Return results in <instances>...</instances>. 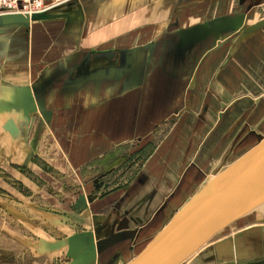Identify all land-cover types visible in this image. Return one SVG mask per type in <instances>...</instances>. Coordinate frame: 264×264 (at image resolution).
I'll list each match as a JSON object with an SVG mask.
<instances>
[{
	"label": "crops",
	"instance_id": "obj_1",
	"mask_svg": "<svg viewBox=\"0 0 264 264\" xmlns=\"http://www.w3.org/2000/svg\"><path fill=\"white\" fill-rule=\"evenodd\" d=\"M185 1L186 0H81L79 5L83 9L88 10L84 26L93 27L94 25L95 33L91 34L89 32L87 35L83 36L81 34L80 36L81 32L77 26L70 28L64 40L67 45H70L72 42V48L71 50H66L63 54L60 53V59L49 61L48 63L46 62V65L41 67L39 62L34 63L32 59V62L30 61L28 64H22L8 59V52L6 55L4 54V56L0 58V111H7L13 104L20 105L23 102L20 88H30L35 83L45 81L44 86L47 88H45L46 90H43L42 93L44 96L45 91L48 90V95L45 97V100L47 109L52 112V119L50 123H47L39 112L31 116V122H27L22 117L21 111H16V113L5 112L6 114L0 115V170L5 172L8 171L7 173H9V170L12 169L15 175H17L16 177H20L22 182L27 186H36L38 184L50 187V191L38 192L34 190V193L39 194L43 200L48 202L53 201L55 198L53 196L56 193L64 195L74 194L72 190L76 191V195L82 193V195L89 196L91 193H87V189L88 187L91 188V185L87 184L89 182L88 178L93 174H96L97 178L103 170L114 166L121 158V148L128 146L127 143H129L130 138L135 137L127 130L120 128L121 119L123 117L126 116V124H129L135 118V111L132 112L133 114L126 115V106L137 104V100L140 97H142V105H146L147 99L152 97V93L150 92L147 95V90L150 86L148 83H145V86L143 85L135 89L132 88V90L129 89L128 92L123 93V90L126 89L123 84L126 83L125 81L129 80L131 73H129V76L126 78L119 80L111 77L112 79L108 80V82H105V79L99 76L100 78L97 77L98 79L87 85L85 84L83 87L79 88L78 91L71 93L72 89L68 83L69 74L84 61L87 53L114 52L123 49L131 50L149 45L136 44L122 49L112 48L103 50L97 47V43L92 44L94 43L92 39H97V41H109L127 36L129 34L128 32L132 30L134 26L136 27L137 24H153L154 15H162V10L165 9L167 5L171 4L172 9L179 10L183 9L184 6L182 7L180 4ZM197 1L202 2L208 0ZM147 9L149 11L151 9L150 13L147 12ZM152 9L158 11V13H154ZM74 10H76V7H74ZM178 15L179 14H176L175 16ZM182 21H184L182 18L178 19L177 22L171 23L169 21H157L156 23H162L165 24V26L159 31L160 35L158 33L154 37L151 36L148 41L154 43L158 35L162 36V38L164 36L168 37L170 34V25L174 23L178 24ZM65 23L64 20L39 22L33 24L31 28H33V30L39 29L40 34L38 39H40L44 34L46 35L50 31L49 29L48 31H44L47 27L45 26L46 24L51 26L59 25L60 28L64 29ZM100 25L110 27L108 29H101L102 26ZM98 29H100V31H98ZM164 30H166L167 33H164ZM169 37L171 38V36ZM35 39L36 34L34 33L31 38L32 47L36 44ZM131 39L134 40L137 39V37L132 36ZM221 41H223V39ZM234 43L227 47L216 49L218 42L215 38H211L209 39V43L205 44L200 51H196L198 52V61L202 63H199V68L196 67L190 74L192 77L194 71L198 69L196 81L192 89L189 90L188 87L186 92L190 100L189 104L192 102L194 104L196 103L198 106L204 104L209 105L210 108L212 102H216L219 108L216 109L215 113L220 111V106H224L226 111H229L228 113L230 114L235 113V109L239 107L240 110L244 109V112L241 113L239 118L244 113L246 114L250 111V109L246 111L245 107L247 105H245V103L255 95H252L249 90L264 88V29L243 42L238 47L229 64L218 73V70L231 52ZM17 51H19V49L16 50V52ZM34 51L35 50L28 51V53H30L31 58L35 59L34 56L36 54ZM209 51L210 53H208ZM18 54L22 56L26 55V52L20 50ZM40 55L45 57L43 53ZM188 61L193 63L189 59ZM137 62L138 56H136V68H133V72L138 69ZM168 72L172 73L170 70H168ZM152 89L151 86V90ZM209 89L211 90L210 93H208ZM204 93L206 99L201 101L200 99L203 97ZM166 99L169 101L170 97L166 96ZM233 106H235V108ZM208 117L209 115L207 114V119ZM36 121H38V125L31 130V126H33V123ZM9 122H13L14 125L12 124V127L16 130V133L13 132L12 128L9 126ZM39 125H41L40 128L38 127ZM6 126L9 131L5 129ZM10 132L16 136H11ZM192 136L191 134L190 137ZM30 137L31 140L29 139ZM180 138L182 139L183 136L180 135ZM28 140H30L31 143H28ZM167 141H165V144ZM165 148L163 144L158 148L155 154L152 155V159H149L143 167L137 168L136 175L131 184L132 186H130V188L133 187L135 191L132 192L131 197H129L127 201H123V197L125 196L123 190L119 191L120 193L116 198H108L109 200L113 199L115 202L117 201V203L121 205L119 208L121 214L124 209L122 205L127 203H129V205L131 203L132 205L133 199L136 201L137 198H141L144 189L145 192H151V195L145 198L143 204L146 202H153L155 196L154 200H156V198H162V203L157 210L154 211L153 216L158 212L164 202H166L170 196H168L167 192L171 185L170 183H172L168 177L171 176L173 172H176L175 168L176 165H178V161H176V163L174 158H170V156L172 157L174 154L168 155L169 150L165 151ZM184 152L186 154L188 149L186 148ZM29 154H31V156ZM172 160L173 162L170 163ZM180 167L184 168V165L177 166V169ZM183 168L180 169L179 172H181ZM16 169L28 170L32 172V176L35 175L42 181L33 179L34 183L28 180L27 182ZM0 178H2V176H0ZM66 181L67 184L73 186L74 189L71 190L69 187L66 188ZM0 183L7 185L2 179H0ZM82 188H85V193L82 192ZM139 193L141 195H139ZM78 198L79 196L77 200ZM141 203L142 202H139L138 207L142 205ZM99 209L101 208H95L94 213L99 211ZM90 210L89 208L88 211H84L80 213V215H90L88 222L93 228L91 221L93 213H91ZM132 216L138 217L136 215ZM152 217L149 220L143 219L142 223L149 222ZM161 226L159 227L157 224H153L139 237L142 238L152 231H158ZM87 227L88 230H91V227ZM244 233L245 231L239 235L236 233L237 235L234 237H232L233 235H228L212 243L210 246L212 248L208 252L201 253L186 264H222L225 261L230 262V257L224 255L221 250L224 249V245L228 247L232 245L233 248L235 247L234 249L232 248V253L233 250L236 249L251 251L254 250L253 248H256L257 250H264V241L255 240L254 234L248 233L242 236ZM130 244L129 242L120 244L113 252L130 251ZM113 254H111L110 257ZM110 257L108 256L106 259L108 260ZM263 257L264 255L253 259L247 258L244 261L238 260L237 258L236 260L237 262L247 263L260 260Z\"/></svg>",
	"mask_w": 264,
	"mask_h": 264
},
{
	"label": "rangeland",
	"instance_id": "obj_2",
	"mask_svg": "<svg viewBox=\"0 0 264 264\" xmlns=\"http://www.w3.org/2000/svg\"><path fill=\"white\" fill-rule=\"evenodd\" d=\"M241 3L240 0H208L202 2L197 0H186L185 2L180 4V6L182 7L184 6L183 9H179V10L172 9L171 4H169L166 6L165 9L162 10L163 12L162 15L161 14L154 15L153 24H146V25L137 24L136 27L134 26L132 30L128 32L129 34L127 36L119 37L117 39H113L109 41L106 40L97 41V39H92V42H94L92 44L97 43L96 44L98 45L97 47L102 48L103 50H107L112 48H120V49L124 47L127 48L131 45H136V44L147 45L151 43L152 44L160 43L157 51H155L152 55V61L149 62L147 66L144 67L142 75L144 77L143 79L145 80V83H150V81L152 82L156 78L161 79V76L163 75L164 84L158 87L159 88L158 92L154 95H153V89L151 90V86H152L151 83L148 84L150 86L147 90V95L151 92L152 96H159V98L160 96H164V97L169 96L170 99L168 102H173V104L179 103V109L181 110V113H183L184 111L186 112L187 108L193 110L191 111L193 112L192 114L193 117L191 118L194 119V117L197 118V116L202 113L204 104L200 106H198L196 103L195 104L193 103L192 105H188L190 103V100L189 97H187L186 92L190 84L189 77L193 69L192 67L193 64H190V62L187 61L184 65H182L181 62H178L174 66H170V65L168 66V63L163 60V57L169 51V44L171 42L170 39L176 37L175 34L178 29L179 30L188 29L198 24H203L208 21L210 22L212 20L224 16H236V15L246 14L248 25L255 24L264 18V0H251V2H249V0H244V2ZM249 6L252 7V10L248 13L247 9ZM150 11L147 9L148 13H150ZM153 12L158 13V11L156 10H153ZM176 14L179 15L175 16ZM181 18L184 19V21L178 24L174 23L170 25L169 36H171V38L169 36L168 37L164 36L163 38L162 36H159L160 35L159 31L161 30L162 27L165 26V24L156 23L157 21L162 20V21H169L171 23V22H177V20ZM45 26L47 27L44 29V31L45 30L48 31V29L50 31L46 35L44 34L43 37L40 39H38L40 34L39 29L38 30L34 29L35 30L34 31L33 28H31L30 30H27V33H24L22 31H19L17 33H15L16 31L13 32L15 34L11 36L13 38L12 41H10L9 38L5 41H1L6 45V48L8 49L7 51L8 59L14 62H20L22 64H28V62H30L32 59L34 63L39 62L41 67H43L44 65H46V62L48 63L49 61L60 59L61 58L59 57L61 55L60 53L63 54V52H65L66 50H71L72 42L70 45H67V43H65L64 40V38H66V34L68 30L70 31V29H67L66 23L64 25V29L60 28L59 25L51 26L46 24ZM109 27L110 26H102L101 29L104 28L108 29ZM77 28H79L81 32V33L79 32L80 36L81 34L83 36L87 35V33L89 32L91 34L95 33L94 25L93 27H88V26L86 27L84 26V23H81V25L77 24ZM98 31H100V29H98ZM34 33L36 34V39H35L36 44L32 47L31 38H32V34ZM158 33L159 35L157 36V39L154 41V43L148 41L149 37L151 36L154 37ZM164 33H167L166 30H164ZM26 35L28 36V42L25 40ZM132 36L133 37L136 36L137 39L132 40L131 39ZM222 36L228 37V35H222ZM18 49L19 51L16 52V50ZM20 50L21 51L26 50L29 52L35 50L34 52L36 55L34 57L36 60L34 58H31L30 53H26V55L20 56L18 54ZM7 52L5 53V55L7 54ZM41 53H43V56L45 57H42L40 55ZM188 55L189 57L187 58H189V60L193 62L194 52L193 53L190 52ZM3 56L4 55H2V57ZM143 61L144 60L142 59L141 61V58L138 56V62H137L138 70L139 69L141 70L143 66ZM103 62L101 61L99 62V64L102 65ZM168 70L172 71V73H169ZM210 92L211 90L209 89L208 93ZM249 92L252 95H255L251 97L250 101L254 100L255 102L251 103L248 106L250 101H246L245 103V105H247L245 107L246 111H249L250 109L249 111L250 113L254 112L256 116L254 115L252 117V120L256 119V121L259 120L257 123H261L264 121V115L262 117L260 114H257V112L260 110L261 111L264 110V105H263L264 88L252 89L249 90ZM141 98L142 97L138 98L137 105L132 104L126 106L127 108L126 115L133 114L132 112L135 111V118L138 117V119L140 120L142 117H145L147 111L149 110V108H151L150 102L153 101V99L148 98L149 100L147 99V105H142ZM205 99H206V95L204 93L203 97L200 100L204 101ZM157 107L159 111V105ZM174 107H175L174 105H170L169 106L170 110L161 109L159 112L165 115V117L168 114H170L171 117H174L173 115H176V113L173 112L172 110ZM233 107L235 108V106ZM217 108H219V105H217L216 102H212V104L210 105L211 110L209 112L210 115L208 119L207 116H205V118L208 120L209 124L211 125H215L216 121L214 119V115L217 114L215 113ZM220 108L221 109L219 113L227 112L226 109L222 110V107ZM235 111L236 112L233 114L228 113L229 111L226 113L227 117H230L232 120H226L224 126L220 129V131L214 132L212 134V135H216L214 138L209 137V132L207 133V135H205L204 134L205 132L203 133L202 131H201V136L199 138L198 135L194 136L192 123H186V120H184V122L182 121V127H181V131L179 132V135L176 133L172 136L173 137L172 138L170 137L172 135L171 134L169 136L171 139L169 138L166 144L164 143V147H166L165 151L169 150L168 155L174 154L172 157L170 156V158H174L175 162L178 161V163L176 162L178 164L176 165L175 168L176 172H173L171 176L168 177V179H170L172 182L170 183L171 185L167 192L168 196L172 194L180 186L181 180H183L184 175L186 176L185 172L187 171L188 167L193 165L196 167L197 170V168H199V166L197 167V164L200 165L206 164L205 169H203L205 173L200 170V172L204 174V177L199 183L196 182L197 184L194 183V180L190 176L192 174L188 172L189 175L186 177L184 183L181 186L184 187L182 189L183 192L182 198L179 197L175 199L173 204L174 206H172L173 209L172 210L168 209L167 211L168 213H170V215L183 202L188 200V198L192 197L205 181H209L212 178V176H215L214 178H216L219 174H221L220 173L222 172L221 160H223L224 159L223 157L227 154L226 150L230 148V146H232L234 143L237 145V143L241 139L240 136L235 138L232 137L227 143H225V146L224 144L220 145V140L221 143L223 142L222 135L225 134L224 132L229 127L236 124L237 120H239V116L241 115L242 112H244V109L240 110V108L237 107ZM186 119H188V117ZM174 122H166L163 126L158 127L157 130L153 132L155 140L151 142V145L148 148L144 149L140 154L136 155L134 157L135 159L132 160L125 159L126 156L128 155L127 153L129 149H131L129 150L130 152L135 150V147H133L132 145L137 142L138 136H142V133H140L141 129L140 128L137 129L136 132H138L139 135H137V133L135 132L134 133L135 137L130 138L129 143H127L128 146H124L123 148H121L120 156L124 157L121 159L124 161H122L121 166H119V168L116 170L117 174L115 173V178L111 181V185L109 186V190L111 192H115L117 195H119L120 193L119 191L124 190L125 187L126 188L130 187L129 185H127L130 182L129 178L135 177L137 168L143 167L144 164H146L147 161L151 158V156L155 154L158 148H160L159 145L162 143L163 140H165V138H167L168 134H170L171 132V129L174 127L173 125ZM37 125H38V121L34 122L33 126H31L32 127L31 130H33ZM40 126L41 125H39L38 127L40 128ZM200 127H202V130H206L204 128L205 126H200ZM5 129L8 130V127L6 126ZM191 134L193 135L192 137H190ZM14 135L15 134L11 133V136ZM180 135L183 136L182 139L180 138ZM262 137H264V135H262ZM29 139L31 140V137ZM30 140H28V143L30 142ZM198 140L200 141L199 144H203L204 141L206 140L207 141L210 140V141L206 144L207 148L203 150V153H200L196 158H194L195 161L188 160L190 156V152L188 151L185 154L184 151L188 146V144L191 145L193 148H196L197 145L196 141ZM255 142H256L255 138H249L241 146L235 145L236 148H234V151H232L233 154L229 155L232 156L231 157L232 159L231 160L229 159L230 160L229 162L231 163L224 169L226 170L228 167H230L236 161H238V159L242 158L248 151L243 149H247V148L250 149V147ZM172 144L173 146H171ZM216 146H218V150H215ZM136 147H140V146L138 145ZM193 148H190V150ZM221 148L222 150H220ZM29 155L31 156V154ZM184 155L186 157H184ZM172 162L173 160L170 161V163ZM179 165L182 166L184 165V168L180 167L177 169V166ZM182 168L183 170L179 172V170ZM9 171L10 172L7 173L8 171L5 172L0 170V176H2V178L0 179H2L3 182L7 184L5 185L3 183H0V264H66L68 263L69 260L66 257L67 238L72 234L79 233L84 230H88L87 226H89V228L91 227V230L93 229L91 224L88 222L90 215H83V214L80 215L79 213L77 214L73 209V205L77 201V197L82 195V193L81 194L78 193V195H76L77 194L76 191L72 190L74 189V187L68 185L66 181V184L64 183L65 187L66 188L69 187V189H71L74 192V194L64 195V194L56 193L55 195L53 194L54 195L53 197H55L53 201L48 202L43 200V198L39 194L34 193V190L38 192L50 191V187H46L38 184L36 186L29 185L30 186L29 187L22 182L20 177L19 178L16 177L17 175H15V172L12 169H10ZM16 171L19 174H21V176H23L26 181L28 180L29 182L32 183H34L33 179L42 181L37 176L35 175L32 176V172L28 170L16 169ZM96 176H97L96 174L95 175L93 174L90 178H88L89 182L87 184L91 185V188L88 187L87 193H92L95 191L94 187L92 186L93 185L92 180L95 179ZM2 188H5L6 190ZM82 189H83L82 192L85 193L84 190L85 188ZM143 192L144 193L142 194L141 198H137L136 201L135 199H133V204L131 205L130 203L131 206L129 205V203H127L125 205H122V208H124L123 210H128V208L132 209L133 210L132 213L134 215L141 217L142 219L149 220L153 216L154 211L157 210V208L162 203V198H156V200H154L156 197L155 196L153 198V202L151 203L146 202L143 204L145 198H148L151 195V192L149 191L145 192V189L143 190ZM139 195L141 194L139 193ZM139 202H142L141 203L142 205H139L138 207ZM90 206L91 205L89 204V208ZM256 211L248 215L247 217L241 219L240 221L236 222L228 229L224 230L222 233H220L218 236L215 237L212 243L221 240L227 237L228 235L229 236L233 235L232 237H234L237 235L236 233H238L239 235L244 231L245 233L242 234V236L248 233L254 234L255 240L264 241V213L259 211L256 212ZM154 224H156V222ZM157 225L160 227L162 225L161 221H159ZM156 231H152L147 235L149 234L154 235ZM212 243L206 245L190 260L199 256L201 253L208 252L212 248L210 247ZM147 244L148 241L146 240V242H143L142 245L135 248L134 250H131L130 251L131 253L129 251L121 252L124 257H121L120 259L116 260L114 264H125L132 257L138 255ZM232 248H233L232 245L229 247L224 245V249L221 250L223 254L226 255L227 257H230V259H233L235 257L238 260H242V261L246 260L247 258L253 259L255 257H260L261 255H264L263 254L264 250H257L256 248H253V246L252 248L254 250L249 251V250L236 249L235 253L231 252ZM113 253L114 252L112 250L109 253L105 254L101 258L102 260H100V262L102 263L105 262L107 260L106 258H108V256L110 257V255ZM100 262L96 261V264H100Z\"/></svg>",
	"mask_w": 264,
	"mask_h": 264
},
{
	"label": "water",
	"instance_id": "obj_3",
	"mask_svg": "<svg viewBox=\"0 0 264 264\" xmlns=\"http://www.w3.org/2000/svg\"><path fill=\"white\" fill-rule=\"evenodd\" d=\"M79 2L81 3V0H70L66 4L31 17L20 14L1 15L0 42L8 38L12 41V35L19 31L27 33L33 24L39 22L64 20L68 29L74 28L77 24L81 25L86 21L88 10L83 9ZM247 10L249 13L252 7L249 6ZM247 22V15L241 14L224 16L185 30H177L176 37L170 39L169 51L163 60L168 63V66H174L178 61L184 65L189 59L188 54L200 51L209 39L215 38L220 46L222 35H228V41L236 35L237 39L218 70L219 73L229 64L243 42L264 29V18L252 25H248ZM25 40L28 42L27 35ZM159 45L160 43H154L141 48L120 50L122 59L121 67L118 68L92 69L95 66L94 60L103 58L112 60L114 56L112 51L87 53L84 61L69 74L68 83L72 89L71 93L98 79L99 76L108 82L112 79L111 77L119 80L129 76V73L131 76L124 83L126 89L123 93L140 87L144 78L142 72L146 64V53L152 56ZM7 51L6 45L1 42L0 57ZM23 52L28 53L26 50ZM137 55L144 60L143 66L141 70L137 69L133 72V68H136ZM197 70L191 78L189 90L196 81ZM44 83L45 81H41L30 88H20L23 102L20 105L13 104L7 111L1 110L0 115L21 111L22 117L27 122H31V116L39 112L42 118L50 123L52 112L46 107L45 97L48 95V90L45 91L44 96L42 93L47 88ZM9 126L16 133L12 123ZM220 173L216 178L212 176L213 179L205 181L192 197L183 202L162 224L161 228L148 239V244L143 250L125 264H185L206 245L212 243L215 237L224 230L264 206V137L259 136L255 146L230 168ZM96 200L97 196L86 199L85 195H81L73 209L77 214L88 211L89 204H94ZM104 220L106 219L102 216L93 215L92 230L75 233L67 238L66 257L69 262L66 264H96L98 256L106 251L125 242L135 244L138 232L130 230L128 223H120L114 233L113 227L118 222L111 225L110 222L105 223ZM139 222L142 224V221ZM233 252L235 253V250ZM222 264H264V257L247 263L237 262L234 257L230 262L225 261Z\"/></svg>",
	"mask_w": 264,
	"mask_h": 264
},
{
	"label": "flooded vegetation",
	"instance_id": "obj_4",
	"mask_svg": "<svg viewBox=\"0 0 264 264\" xmlns=\"http://www.w3.org/2000/svg\"><path fill=\"white\" fill-rule=\"evenodd\" d=\"M241 2H244V0H240V3ZM249 2H251V0H249ZM228 38L229 37H227V36H225V37L221 36V40L223 39V41H221L220 46L216 45V49L222 48V47H227L230 44L232 45L236 41L237 36L231 37L230 41L227 40ZM119 51L120 50L114 51V56H113L112 60L108 59V58H103L100 61L94 60L95 66L92 69H101V68L109 69V68L121 67L120 63H121V59H122V54ZM194 56H193L194 57L193 63H190V64H193L192 65V67H193L192 71L196 67H198V65L200 63L198 61V52L194 53ZM101 61L102 62L104 61L102 63V65L99 64V62H101ZM151 61H152V56H150L148 53V55H146L145 66H147V64ZM187 61H188V59H187ZM178 62H181V61H178ZM76 75H77V73L74 75V77H76ZM190 77H191V75H190ZM191 78H190V81H191ZM163 81H164L163 75L161 76V79L156 78L154 81H152V82L150 81L154 94H156L158 92V87H160L162 84H164ZM150 83H148V84H150ZM144 84H145V80L143 79L141 86H143ZM123 86H124V84H123ZM151 99H153V101L150 102L151 108H149V110H151V111L148 110L145 117H142L140 120L138 119V117L134 118L129 124H126L125 117H123L121 119V123H120L121 129L127 130L128 132H130L131 134L134 135V133L137 131V129L140 128L141 129L140 133H142V136H138L137 142L132 145L133 147H135V150L130 152L129 150H131V149H129L128 153H127L128 155L126 156L125 159H130V160L135 159L134 157L136 155L140 154L144 149L148 148L151 145V142L153 140H155L153 132H155L158 127L163 126L166 122H174L175 121L173 124L174 127L171 129L170 134H168V136H167L168 139L165 138V140H163L162 143L159 145L160 147L165 143V141L169 140V138L172 137V135L177 133V131L179 129L180 122L182 119H183V122H184V120H186V123H192L193 135L194 136L198 135V138L201 136V131L203 133L205 132L204 133L205 135H207V133L209 132V137L214 138L216 135H212V134L214 132L220 131V129L224 126L226 120H232L230 117H227V114H226L227 112H223V113L218 112L219 115H218V113L214 115V119L216 121L215 125H211V124H209L208 120L205 118V116H207V114L210 115L209 105H204L202 113L201 114L199 113L200 115H198L197 118L194 117V119H193L190 117L193 114L191 112L190 108H187L186 112L184 111L183 113H181V110L179 109V103L173 104V102H168L166 97H164V96H160V98H159V96H152ZM250 99H249V101H250ZM254 102H255L254 100L250 101V103L248 105H250L251 103H254ZM158 105H159V111L161 109L167 110V109H169L170 105H174L175 107L172 110H173V112L176 113V115H173L174 117H171V115L168 114L165 117V115H163L161 112L158 111V107H157ZM188 105H191V104H188ZM220 107H222V110L225 109L224 106H220ZM263 111L260 110L257 112V114H260L263 117V115H264ZM254 115H255L254 112H251V113L247 112L246 114L244 113L239 118V120H237L236 124L229 127L224 132L225 134L222 135L223 136L222 137L223 142L221 143V140H220V145L224 144V146H225V143H227L230 140V138H232V137L235 138V137H239V136L241 137V139L239 140L237 145L234 143L232 146H230V148H228L226 150L227 154L223 157L226 160H224V159L221 160V165H222L221 169L222 170L231 163L229 161L232 159L231 158L232 156H229V155L233 154L232 151H234V148H236V146H241L249 138H255L256 142L250 147V149H251L253 146H255L257 144L258 137L264 135V128H263L264 121L261 123H257L259 120L258 121H256V119L252 120V117ZM215 116H216V118H215ZM187 117H188V119H186ZM173 118H175L176 120ZM251 121H252V123H251ZM145 122H147V123H145ZM202 125L205 126L204 128L206 130H202V127H200ZM136 133H137V135H139L138 132H136ZM199 140L196 141V143H197L196 148H193L191 145H188L186 147L188 149V151L190 152V156H189L188 160L195 161L194 158H196L200 153H203V150H205L207 148L206 144L210 141V140L207 141L208 140V138H207L206 141L203 140L204 141L203 144H199L200 143ZM138 145L140 147H136ZM220 145H219V147H220ZM190 148H193V149L190 150ZM222 148L220 150H222ZM215 150H218V146H216ZM243 150H249V148L243 149ZM184 157H185V155H184ZM122 158H124V157L121 156V158L117 161V163H115L114 166L103 170L101 172V174L99 175V177H97L95 180L92 181V184H93L92 186L94 187L95 191L92 192L91 194H89V196L90 197L97 196V200L94 202V204L91 205L90 211H91V213H93V215H98V216L104 217L106 219V220H104L105 223H107V221H108V222H110L109 224L113 225L114 222H118V223H116V225L114 227L112 226L114 229L113 230L114 233L117 231V227L119 226L120 223L121 224L128 223L130 230L137 231L138 232V234H137L138 238L135 241V244H130V246H129V249L131 251V250H134L135 248L139 247L140 245H142V243L146 242V240L148 241V239L153 235V234H149V235H146L142 238L139 237L147 227L153 225L155 222L157 224L159 221H161V224H163L167 220V218L170 216V213H168L167 211H168V209H171V210L173 209L172 206H174L173 204H174L175 199H177L179 197L182 198V195H183L182 189L184 187H181V186L184 183V180L186 179V177L189 175L188 172H190V174H192L190 176L194 180V183H196V182L199 183L204 177V174L201 173L200 170L205 173V171L203 169H205L206 164L205 165L204 164L203 165L197 164V167L199 166V168H197V170H196V167L193 165L188 167L187 171L185 172L186 176L185 175H184V177L182 176L183 180H181L180 186L172 194H170V196L168 197L166 202H164V204L161 206V208L158 210V212L152 217V219L149 222L140 224L139 221H142L143 219L140 217L132 216V215H134L132 213L133 212L132 209L128 208V210H123V212L121 214L119 212V208L121 205L119 203H117V201L115 202V200H113V199H111V200L108 199V198H116V196H117V194L115 192H111L109 190V186L111 185V181L115 178V173L117 174L116 170L119 168V166H121L122 161H124V160H121ZM152 158H153V156H151L150 159H152ZM133 179H134V177L133 178L130 177L129 178L130 182L127 185L132 186L131 184H132ZM128 188L125 187L123 190L124 195H125L123 197V201H127L128 198L131 197L132 192L135 191L133 189V187H131V188L128 187ZM185 191H187V190H185ZM96 203H98V204H96ZM98 207H100L101 209H99V211H96L94 213V211H95L94 209L98 208ZM107 227L111 228L110 226H107ZM84 231H88V230H84ZM81 232H83V231H81ZM121 257H124V256L122 255L121 252L117 251L108 260H106L103 263L100 262V264H114L116 262V260L120 259Z\"/></svg>",
	"mask_w": 264,
	"mask_h": 264
},
{
	"label": "built area",
	"instance_id": "obj_5",
	"mask_svg": "<svg viewBox=\"0 0 264 264\" xmlns=\"http://www.w3.org/2000/svg\"><path fill=\"white\" fill-rule=\"evenodd\" d=\"M70 0H0V16L20 14L30 16L47 12Z\"/></svg>",
	"mask_w": 264,
	"mask_h": 264
},
{
	"label": "bare ground",
	"instance_id": "obj_6",
	"mask_svg": "<svg viewBox=\"0 0 264 264\" xmlns=\"http://www.w3.org/2000/svg\"><path fill=\"white\" fill-rule=\"evenodd\" d=\"M31 16H33V15H31ZM192 104H193V102L191 103V105H192ZM182 121H183V120H181L180 125H179V129H178V131H177V134H178V135H179V132L181 131ZM172 136H173V135H172ZM172 146H173V144H172ZM231 166H232V165H231ZM231 166H230V167H231ZM230 167H228V168H230ZM228 168H227V169H228ZM227 169H226V170H227ZM214 177H215V176H213V178H214ZM213 178H212V179H213ZM88 197H90V196H86V199H87ZM88 209H89V207H88ZM258 211L264 213V206L260 207L256 212H258ZM259 215H260V214H259ZM92 217H93V216H92ZM91 220H92V218H91ZM148 228H150V226L147 227L145 230H147ZM145 230H144V231H145ZM144 231H143V232H144ZM143 232H142V233H143ZM117 247H118V246H117ZM117 247L112 248L111 250L106 251L104 254L99 255V256H98V260H97V262H100V260H102L101 258H102L105 254L109 253V252L112 251V250L114 251Z\"/></svg>",
	"mask_w": 264,
	"mask_h": 264
}]
</instances>
